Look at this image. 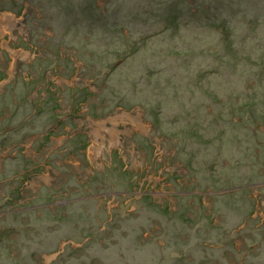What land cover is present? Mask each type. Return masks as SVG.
Here are the masks:
<instances>
[{
    "label": "rangeland",
    "instance_id": "rangeland-1",
    "mask_svg": "<svg viewBox=\"0 0 264 264\" xmlns=\"http://www.w3.org/2000/svg\"><path fill=\"white\" fill-rule=\"evenodd\" d=\"M0 264H264V0H0Z\"/></svg>",
    "mask_w": 264,
    "mask_h": 264
},
{
    "label": "trees",
    "instance_id": "trees-1",
    "mask_svg": "<svg viewBox=\"0 0 264 264\" xmlns=\"http://www.w3.org/2000/svg\"><path fill=\"white\" fill-rule=\"evenodd\" d=\"M117 66V63L116 64H114V66L112 67V69L109 71V73H111L114 69H115V67ZM59 115V114H58ZM61 122V121H60ZM48 135H50V134H52V131H50V133L48 132L47 133ZM44 139H47V137H46V135L43 137ZM7 205V204H6Z\"/></svg>",
    "mask_w": 264,
    "mask_h": 264
}]
</instances>
